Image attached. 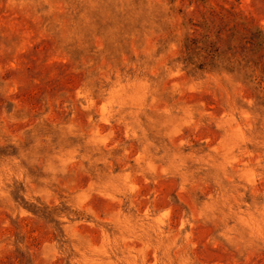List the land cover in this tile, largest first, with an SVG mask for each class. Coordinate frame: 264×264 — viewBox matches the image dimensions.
I'll list each match as a JSON object with an SVG mask.
<instances>
[{
	"label": "rangeland",
	"instance_id": "1",
	"mask_svg": "<svg viewBox=\"0 0 264 264\" xmlns=\"http://www.w3.org/2000/svg\"><path fill=\"white\" fill-rule=\"evenodd\" d=\"M0 264H264V0H0Z\"/></svg>",
	"mask_w": 264,
	"mask_h": 264
}]
</instances>
